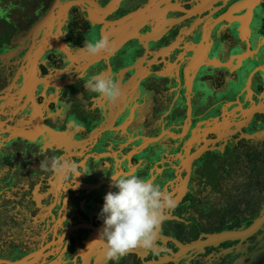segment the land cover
<instances>
[{
  "label": "flooded vegetation",
  "instance_id": "obj_1",
  "mask_svg": "<svg viewBox=\"0 0 264 264\" xmlns=\"http://www.w3.org/2000/svg\"><path fill=\"white\" fill-rule=\"evenodd\" d=\"M101 73L113 102L84 88ZM123 174L176 206L151 248L107 260L92 242ZM73 260L264 264V0H0V264Z\"/></svg>",
  "mask_w": 264,
  "mask_h": 264
},
{
  "label": "clouds",
  "instance_id": "obj_2",
  "mask_svg": "<svg viewBox=\"0 0 264 264\" xmlns=\"http://www.w3.org/2000/svg\"><path fill=\"white\" fill-rule=\"evenodd\" d=\"M109 43V38L101 35L99 39H86L78 51L85 56H95L109 50ZM84 88L108 102L121 95L117 83L102 73L90 76L84 82ZM39 167L42 172H51L61 179L69 174L78 177L81 173H88L87 170H79L83 163L55 155H45ZM111 187L116 191H109L104 196L98 215V219L103 221V228L99 238L92 243H103L107 260H119L137 247L151 248L166 212L176 205L166 188L135 174L112 175Z\"/></svg>",
  "mask_w": 264,
  "mask_h": 264
},
{
  "label": "rangeland",
  "instance_id": "obj_3",
  "mask_svg": "<svg viewBox=\"0 0 264 264\" xmlns=\"http://www.w3.org/2000/svg\"><path fill=\"white\" fill-rule=\"evenodd\" d=\"M234 172L236 173L237 170L235 169ZM238 173V172H237ZM208 210V212L203 214V217L206 216L210 221L212 222H220V211H219V208L218 207H213L212 209H206ZM7 259H9V257H7Z\"/></svg>",
  "mask_w": 264,
  "mask_h": 264
}]
</instances>
